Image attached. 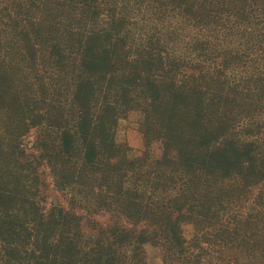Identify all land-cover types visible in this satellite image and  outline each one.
Returning <instances> with one entry per match:
<instances>
[{
	"label": "trees",
	"instance_id": "trees-1",
	"mask_svg": "<svg viewBox=\"0 0 264 264\" xmlns=\"http://www.w3.org/2000/svg\"><path fill=\"white\" fill-rule=\"evenodd\" d=\"M132 109L161 158L117 141ZM146 244L264 264V0H0V264H147Z\"/></svg>",
	"mask_w": 264,
	"mask_h": 264
},
{
	"label": "rangeland",
	"instance_id": "rangeland-1",
	"mask_svg": "<svg viewBox=\"0 0 264 264\" xmlns=\"http://www.w3.org/2000/svg\"><path fill=\"white\" fill-rule=\"evenodd\" d=\"M144 114L137 109L126 110L119 115L117 125H116V138L117 141L121 144L126 145L127 154L130 158L135 159L136 161L146 160L149 162L151 160L159 159L162 156L163 148L160 140L153 138L148 142V139L144 131ZM154 126V124H152ZM34 131V130H33ZM28 140L33 139V133L27 137ZM44 177L48 181V188L46 190L47 195V206H50V202L61 203L64 206L68 207L66 202L67 194L66 192L56 189L51 182V175L47 168H44ZM164 194H169L165 192ZM76 212L83 214L84 211L80 207H76ZM95 218L102 222H109L110 216L105 214L95 215ZM184 230L188 238L192 236L191 226L184 225ZM146 253V262L147 264H163L161 258V252L159 248L146 244L144 246ZM214 264H226L222 262H215Z\"/></svg>",
	"mask_w": 264,
	"mask_h": 264
}]
</instances>
